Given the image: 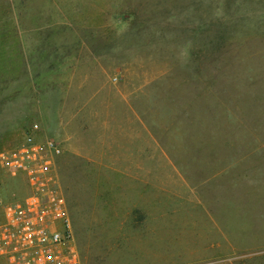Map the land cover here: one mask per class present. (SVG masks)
Listing matches in <instances>:
<instances>
[{
	"label": "rangeland",
	"instance_id": "1",
	"mask_svg": "<svg viewBox=\"0 0 264 264\" xmlns=\"http://www.w3.org/2000/svg\"><path fill=\"white\" fill-rule=\"evenodd\" d=\"M214 120L224 128L213 138L234 141L235 150L249 151L264 137V0H0V151L33 123L41 137L60 141L57 174L75 247L102 243L93 219L114 215L108 176L76 171L106 169L114 155L134 166L158 151L167 171L195 188L188 200L206 224L200 243H209L208 215L217 213L218 231L226 224L250 242L222 264H264V191L230 196L217 175L205 177L202 155ZM164 166L163 176L155 174L174 187L179 176H167ZM0 191L4 199L28 192L23 176L1 163ZM173 217L165 223L175 225ZM180 239L174 251L184 249ZM114 251L86 258L114 264L131 257Z\"/></svg>",
	"mask_w": 264,
	"mask_h": 264
},
{
	"label": "crops",
	"instance_id": "2",
	"mask_svg": "<svg viewBox=\"0 0 264 264\" xmlns=\"http://www.w3.org/2000/svg\"><path fill=\"white\" fill-rule=\"evenodd\" d=\"M59 112L58 108L52 115L53 125L58 123ZM213 123L212 129L209 131L210 138L215 137L216 132L224 128V126L217 125L216 120ZM217 138L208 139L204 148L202 158L205 162L204 167L207 168L205 177L210 178L217 175L220 188L225 189L230 196H242L243 198L246 197V193L252 192L250 196L253 197V192L257 191L255 193L257 194L259 191H264V137L255 138L253 142L257 145L249 151L235 150L234 141H224L223 143L221 142L223 136ZM259 138H261L260 141ZM59 145L62 152L61 143ZM126 154L127 152L123 157L125 161L128 159ZM119 156L114 155L115 158L110 161V166L106 169L84 168L76 171L78 176H108V207L114 209V215L93 219L100 225L99 233L100 238H103L101 239L102 243L96 247L93 246V248H84L83 242L78 244L76 249L79 264H102L103 258L98 262V259L90 261L86 257L94 255L103 257L106 251L111 249L116 250L114 254L119 256L129 257L131 255L125 262L115 260L114 264H176L182 258L197 260L196 264L203 262L222 264V258L236 255L240 246L250 247V242L246 239L242 241L240 235L236 233L237 230L230 231L228 225L225 224L224 230L221 226L222 229L218 231L217 227L221 224L217 223L213 217L216 216L217 221L223 218L213 212L208 215L211 218L209 229L206 231L210 235L208 237L210 241L208 244L200 243L204 238L203 231L206 224L200 222L201 217L197 219L195 214L198 212H190L193 202L188 200L191 198L189 193L192 189L195 191V188L191 186L188 179L183 178L182 175L179 176L175 169L167 171L168 168H165L162 162V157H165L163 152L144 153L143 157L141 155L138 165L134 163V166H126V164L121 166ZM163 166L164 171H167L165 172L167 176L168 174L179 176L178 181L177 179L173 180L174 187H169L168 183L164 185L163 180H160L155 174L161 173ZM178 169L181 170L179 167ZM161 174L163 176V173ZM195 181L198 183L200 180L195 179ZM167 188L171 192L167 191ZM183 188L186 191L181 190ZM159 190L162 191L160 194ZM61 191L65 198L75 242V226L69 203L62 187ZM235 202H237L236 199ZM255 207L257 206H254L253 209ZM255 213L259 214L260 210L255 209ZM171 216H176L173 217L175 225H171L172 222L167 224L164 221V218ZM179 218L186 221L181 220L180 222ZM179 228H181L180 231ZM197 230L200 231V234L197 233L199 239L195 235ZM259 237V240H264V234ZM179 238L186 244L182 251L178 250V253L173 250L172 241L179 240ZM257 240L255 239L253 242H257ZM165 241L170 251L165 249ZM158 246L161 248L157 250ZM120 247L123 250H120Z\"/></svg>",
	"mask_w": 264,
	"mask_h": 264
},
{
	"label": "built area",
	"instance_id": "3",
	"mask_svg": "<svg viewBox=\"0 0 264 264\" xmlns=\"http://www.w3.org/2000/svg\"><path fill=\"white\" fill-rule=\"evenodd\" d=\"M61 147L37 123L20 142L0 151V163L22 175L28 192L4 199L0 191V264H79L56 158Z\"/></svg>",
	"mask_w": 264,
	"mask_h": 264
}]
</instances>
